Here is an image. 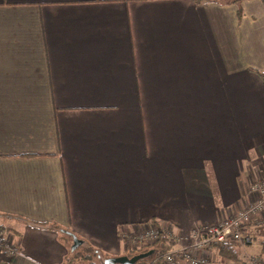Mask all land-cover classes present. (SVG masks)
<instances>
[{
	"label": "crops",
	"instance_id": "1",
	"mask_svg": "<svg viewBox=\"0 0 264 264\" xmlns=\"http://www.w3.org/2000/svg\"><path fill=\"white\" fill-rule=\"evenodd\" d=\"M261 178L257 0H0V264H64L60 231L108 257L154 223L188 247Z\"/></svg>",
	"mask_w": 264,
	"mask_h": 264
},
{
	"label": "built area",
	"instance_id": "2",
	"mask_svg": "<svg viewBox=\"0 0 264 264\" xmlns=\"http://www.w3.org/2000/svg\"><path fill=\"white\" fill-rule=\"evenodd\" d=\"M249 191L255 199L243 208L236 210L224 217L212 227L197 229L189 234L191 245L179 249H171L160 257L161 264H215L212 259V245L215 243L227 244L237 249L235 261L221 264H264V259L257 254H250L246 247L253 244L256 230L264 226V178L253 180ZM164 236L174 245L177 242L176 234L165 225L150 224L141 229L122 234L126 250H138L153 244ZM0 249L12 256L16 249L8 241H3L0 236ZM204 251V255L197 256L196 252Z\"/></svg>",
	"mask_w": 264,
	"mask_h": 264
},
{
	"label": "trees",
	"instance_id": "3",
	"mask_svg": "<svg viewBox=\"0 0 264 264\" xmlns=\"http://www.w3.org/2000/svg\"><path fill=\"white\" fill-rule=\"evenodd\" d=\"M244 0H231L233 3H238ZM263 11H264V0H257ZM255 72V71H254ZM156 224V223H154ZM57 230V229H56ZM58 231H60L58 229ZM68 236L71 244L70 236L64 232L60 231ZM8 233V229L5 226L0 225V236L2 238ZM256 234L259 238V250L257 255L264 259V226L259 227L256 230ZM84 244V245H83ZM81 247L76 248L73 252H68L66 261L64 264H102V259L108 256L104 255L100 251L92 248L90 245L83 243ZM174 243L161 235V237L155 241L153 244L148 245L144 248L138 250H126L124 255L127 257H132L133 255L145 253L149 250L152 253L143 260L138 261L136 264H161L159 257L166 251L173 249ZM213 251L223 260L224 262L235 261L238 255V251L233 246L227 244L215 243L212 245Z\"/></svg>",
	"mask_w": 264,
	"mask_h": 264
},
{
	"label": "water",
	"instance_id": "4",
	"mask_svg": "<svg viewBox=\"0 0 264 264\" xmlns=\"http://www.w3.org/2000/svg\"><path fill=\"white\" fill-rule=\"evenodd\" d=\"M71 238L70 252H73L76 248L82 246L83 241L76 238L69 232H66ZM152 253L151 250L133 255L132 257H127L125 255L119 257H107L102 259V264H136L138 261L145 259Z\"/></svg>",
	"mask_w": 264,
	"mask_h": 264
},
{
	"label": "rangeland",
	"instance_id": "5",
	"mask_svg": "<svg viewBox=\"0 0 264 264\" xmlns=\"http://www.w3.org/2000/svg\"><path fill=\"white\" fill-rule=\"evenodd\" d=\"M68 241L70 242V240L68 239ZM259 238L257 237V241L255 242H253V244H251L250 246H248V247H246V251L248 252V253H250V254H255L256 255V253H258V248H259ZM71 245V244H70ZM70 245H69V248H70ZM84 245V244H83ZM82 245V246H83ZM81 247V246H80ZM76 250V249H75ZM211 254H212V259H214L215 260V264H221L220 262H221V258L214 252V251H212L211 252Z\"/></svg>",
	"mask_w": 264,
	"mask_h": 264
}]
</instances>
